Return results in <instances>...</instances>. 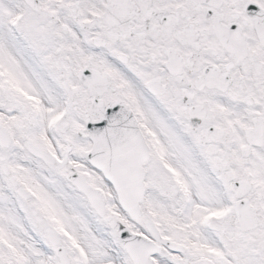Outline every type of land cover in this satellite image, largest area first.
I'll list each match as a JSON object with an SVG mask.
<instances>
[{"label":"snow or ice","instance_id":"snow-or-ice-1","mask_svg":"<svg viewBox=\"0 0 264 264\" xmlns=\"http://www.w3.org/2000/svg\"><path fill=\"white\" fill-rule=\"evenodd\" d=\"M0 264H264V0H0Z\"/></svg>","mask_w":264,"mask_h":264}]
</instances>
